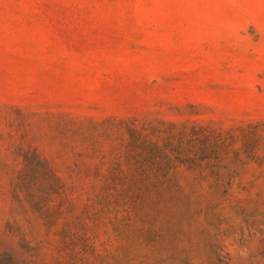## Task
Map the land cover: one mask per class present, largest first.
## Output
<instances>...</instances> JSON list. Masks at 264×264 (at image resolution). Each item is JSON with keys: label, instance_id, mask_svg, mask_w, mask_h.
Returning <instances> with one entry per match:
<instances>
[{"label": "rangeland", "instance_id": "1", "mask_svg": "<svg viewBox=\"0 0 264 264\" xmlns=\"http://www.w3.org/2000/svg\"><path fill=\"white\" fill-rule=\"evenodd\" d=\"M0 264H264V0H0Z\"/></svg>", "mask_w": 264, "mask_h": 264}, {"label": "trees", "instance_id": "2", "mask_svg": "<svg viewBox=\"0 0 264 264\" xmlns=\"http://www.w3.org/2000/svg\"><path fill=\"white\" fill-rule=\"evenodd\" d=\"M128 132L130 135V141L128 144V148L132 149V148H136V147H140V140H142V134L140 132H138L135 128H128ZM150 145L148 142H144L143 146H145L144 149H146L148 146ZM157 149H160L156 146Z\"/></svg>", "mask_w": 264, "mask_h": 264}]
</instances>
